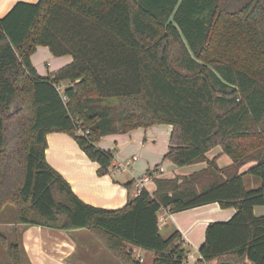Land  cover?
<instances>
[{
	"label": "trees",
	"instance_id": "trees-1",
	"mask_svg": "<svg viewBox=\"0 0 264 264\" xmlns=\"http://www.w3.org/2000/svg\"><path fill=\"white\" fill-rule=\"evenodd\" d=\"M39 46L73 61L42 76ZM161 124L172 126L165 159L207 167L157 178L123 208L84 202L46 160L47 135L64 132L106 175L115 155L103 136ZM216 146L232 165L207 157ZM247 174L260 186L247 188ZM210 203L236 212L209 223L189 263L158 213ZM7 206L23 225L89 230L122 264H146L127 243L154 251L153 264H264V0L18 1L0 18V213ZM0 241L23 264L22 243Z\"/></svg>",
	"mask_w": 264,
	"mask_h": 264
},
{
	"label": "crops",
	"instance_id": "crops-1",
	"mask_svg": "<svg viewBox=\"0 0 264 264\" xmlns=\"http://www.w3.org/2000/svg\"><path fill=\"white\" fill-rule=\"evenodd\" d=\"M18 1L37 2V0H0V18L5 16ZM41 47L49 49L46 46H39L37 50ZM66 56L67 58L60 60V65L57 68L68 64L67 62L72 56ZM50 66L51 63L47 62L46 67ZM36 69L42 76L50 74L45 75L37 67ZM61 84L67 86L69 83L62 82ZM171 132L172 126L163 124L138 128L128 133L103 136L98 142V146L113 150L115 155L113 168L106 175L98 174L99 164L92 161L76 140L64 132H51L47 135L46 160L70 183L73 191L81 200L96 207L119 209L138 195L136 180L157 166L163 167V172L158 178L190 175L207 167L205 161L178 166L169 159H165L170 147ZM206 155L209 159L216 158L218 164L223 156L224 165H220L221 167L230 166L233 163L221 146H216ZM254 163L244 165L240 171H247ZM125 165L128 166V169L121 171L119 167ZM131 181H134V184L128 186L127 184ZM258 181H252L253 188L260 186V181L259 183ZM146 189L153 193L156 189L155 181L147 184ZM257 207H255V211ZM235 212L236 208H222L219 203H210L176 213L168 212L166 223L160 224V232L164 237H167L174 231H179L182 235L188 262L195 263L201 257L199 249L205 241L209 223L229 220ZM162 225H170L167 236L162 233ZM20 226V242L30 264H77L81 262V259L89 261L86 256L92 255L98 259V264H122L87 229L66 231L38 225L20 224ZM93 238L102 245L109 255L94 244ZM127 246L137 260L139 256H142L144 262L152 256L151 264H153L154 251L142 249L131 243H127ZM80 247L84 252L93 254L81 253L78 258ZM75 257L77 259L73 261Z\"/></svg>",
	"mask_w": 264,
	"mask_h": 264
},
{
	"label": "rangeland",
	"instance_id": "rangeland-1",
	"mask_svg": "<svg viewBox=\"0 0 264 264\" xmlns=\"http://www.w3.org/2000/svg\"><path fill=\"white\" fill-rule=\"evenodd\" d=\"M48 50L49 49H47L45 47H41L32 56V60H33L35 68L37 67L39 69V71L41 73H45V75L59 69L57 67H59V65H60V60L67 58V56H54L51 53H49L50 51L48 52ZM72 58L70 57L69 62H67L68 64L73 61ZM47 62L51 63V66L49 68L46 67ZM161 125H163V124H161ZM222 160H224L223 156L221 158V161L219 162L220 163L219 165H224ZM253 165H255V163ZM254 180L257 182L259 179L255 178L253 176L251 177L248 174L244 176V181H245L246 187L249 189L254 187V185L252 184V181H254ZM258 183H259V181H258ZM263 210H264V206L257 207L255 214L257 216L264 215ZM169 227H170V225L169 226H167V225L161 226L162 233L165 236H167ZM0 232L5 234V236L7 237L9 242H20L21 226H20V223L18 222L15 210L12 206H7L4 209V211H2L0 213ZM92 240H93V242H95L94 244L97 247L101 248V250H103L106 254L109 255V253L102 247V245L100 243H98L94 238ZM81 253L88 254V255L93 254L91 252H89V253L84 252L83 248L80 247L79 251H78V258H79V255ZM0 254L3 258L4 264H12L10 257H9V254H8V249L3 246L1 241H0ZM76 259L77 258L75 257V260H73V261H76ZM86 259H88L89 261L81 259V262L77 263V264H98V259L95 258L93 255L90 257L86 256ZM152 261H153V257L150 256V258L145 260L144 263L151 264ZM23 264H30L27 257H23ZM117 264H120V263H117Z\"/></svg>",
	"mask_w": 264,
	"mask_h": 264
},
{
	"label": "built area",
	"instance_id": "built-area-1",
	"mask_svg": "<svg viewBox=\"0 0 264 264\" xmlns=\"http://www.w3.org/2000/svg\"><path fill=\"white\" fill-rule=\"evenodd\" d=\"M65 87L66 86H64L62 84H59L57 86L58 90L61 93L64 92ZM63 99L65 101H67L68 100V97L66 95H63ZM119 169L121 171L127 170L128 169V166H126V165L125 166H120ZM162 172H163V167L158 166V167L153 168L149 172H147V174L143 175L142 177H139L136 180V187H137L138 194L143 189H146L147 184L155 181L158 177H160V175L162 174ZM168 212H170V209L169 208H161V210L158 213V221H159L160 224H165L166 223V214H168ZM138 260H140L141 262H143L144 258L142 256H139L138 257ZM187 261H188V257H187Z\"/></svg>",
	"mask_w": 264,
	"mask_h": 264
}]
</instances>
